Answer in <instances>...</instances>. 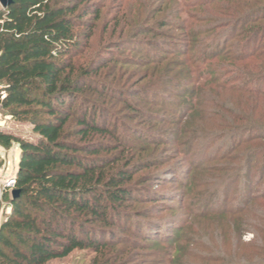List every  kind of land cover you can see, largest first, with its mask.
Segmentation results:
<instances>
[{
	"label": "trees",
	"instance_id": "obj_1",
	"mask_svg": "<svg viewBox=\"0 0 264 264\" xmlns=\"http://www.w3.org/2000/svg\"><path fill=\"white\" fill-rule=\"evenodd\" d=\"M158 1L150 3L143 23L130 24L126 34L119 31L109 47L139 54L165 45L160 42L167 36L162 29L176 27L180 11L171 8L157 17L167 9ZM187 1V8L201 10L188 11L182 20L179 29L187 50L180 54L187 60L176 66L187 65V84L194 82L197 71L196 78L239 94L246 104L232 110L225 101L215 105L234 118L219 115V130L200 137L229 141L231 149L251 144L252 159L264 152L258 145L264 143V120L255 117L257 111L264 112V0ZM104 7L100 0H13L0 10V108L29 124L35 135L32 140L0 127V147L20 151L11 189L17 196L6 191L0 200V264H47L75 249L102 252L116 238L108 230L128 215L126 208L146 198L131 183L135 174L158 162L134 160L123 152L120 145L126 140L108 125L103 104L105 96L119 91L105 77L94 78L99 69L78 63ZM119 10L112 18L117 23L123 18H117ZM142 34L152 37L143 39ZM150 57H144L149 65ZM216 60L222 62L220 74L210 71ZM204 62L208 64L200 69ZM190 64L194 69L189 72ZM124 102L134 107L127 98ZM195 107L191 103L187 110L193 113ZM138 133L135 142L141 143L132 144L136 148L157 145L149 130ZM109 234L111 239L106 238ZM259 260L252 264H264V258Z\"/></svg>",
	"mask_w": 264,
	"mask_h": 264
},
{
	"label": "rangeland",
	"instance_id": "obj_2",
	"mask_svg": "<svg viewBox=\"0 0 264 264\" xmlns=\"http://www.w3.org/2000/svg\"><path fill=\"white\" fill-rule=\"evenodd\" d=\"M100 1L105 4L104 14L94 25L78 63L81 66L90 63L99 69L94 78L105 77L119 91L98 101H103L108 108L105 115L108 125L127 141L120 145L123 152L134 160L156 159L158 165L134 175L131 184L140 188L143 191L140 194L146 198L126 208L128 215L108 230L116 237L112 238L114 245L102 252L92 248L75 249L47 264H252L260 261L259 258H264L261 257L264 255V152L250 159L251 144L231 149L229 141L200 137L219 130V115L224 112L216 106H222L225 101L226 108L232 110L246 105L245 98L218 89L214 83L205 84L195 77L197 71L194 82L187 84V65L175 63L187 60L185 54H180L187 50V41L179 29L182 20L187 18L188 11L199 14L201 9L187 8V3L191 4L187 0H159L156 4L166 5L167 11L157 17L169 14V9L174 8L180 11L174 21L177 26L162 29L167 36L160 42L165 45L137 54L109 46L114 45L111 42L119 36V31L125 29L126 34L130 24L144 22L153 0ZM117 9V18L123 15L119 23L112 20ZM140 37L149 39L152 35ZM217 43L220 42L212 43L211 48ZM146 55L151 56L150 65L144 62ZM114 57L117 61L113 63ZM218 61L210 71L220 74L222 62L219 61V67ZM204 63V66L198 64L200 69H205L208 63ZM188 68L190 72L194 66L190 64ZM129 93H137L138 97ZM126 98L133 103L132 109L125 106ZM191 103L196 105L193 113L187 110ZM223 115L234 118L229 113ZM255 117L264 120V112L257 111ZM0 127L35 139L29 124L14 120L1 108ZM142 129L156 135V146L149 142L150 149L141 150L132 145L141 143L135 142L134 134ZM258 145L264 146V143ZM19 154L15 146L1 147L0 180L15 176ZM138 177L142 179L137 180ZM3 210L7 213L10 207ZM2 218L3 212H0ZM110 235L106 238L111 239Z\"/></svg>",
	"mask_w": 264,
	"mask_h": 264
},
{
	"label": "built area",
	"instance_id": "obj_3",
	"mask_svg": "<svg viewBox=\"0 0 264 264\" xmlns=\"http://www.w3.org/2000/svg\"><path fill=\"white\" fill-rule=\"evenodd\" d=\"M15 184V176H11L8 179L0 180V200L6 191H10Z\"/></svg>",
	"mask_w": 264,
	"mask_h": 264
},
{
	"label": "water",
	"instance_id": "obj_4",
	"mask_svg": "<svg viewBox=\"0 0 264 264\" xmlns=\"http://www.w3.org/2000/svg\"><path fill=\"white\" fill-rule=\"evenodd\" d=\"M13 0H0V5L4 8L7 5H9ZM18 191L17 190H13L11 192V195L13 198H15L17 196Z\"/></svg>",
	"mask_w": 264,
	"mask_h": 264
},
{
	"label": "crops",
	"instance_id": "obj_5",
	"mask_svg": "<svg viewBox=\"0 0 264 264\" xmlns=\"http://www.w3.org/2000/svg\"><path fill=\"white\" fill-rule=\"evenodd\" d=\"M0 149H1V147H0Z\"/></svg>",
	"mask_w": 264,
	"mask_h": 264
}]
</instances>
